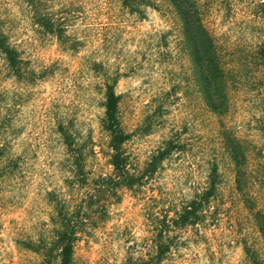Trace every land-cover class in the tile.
Segmentation results:
<instances>
[{
  "label": "rangeland",
  "instance_id": "obj_1",
  "mask_svg": "<svg viewBox=\"0 0 264 264\" xmlns=\"http://www.w3.org/2000/svg\"><path fill=\"white\" fill-rule=\"evenodd\" d=\"M48 1L65 19L66 34L80 42L76 51L63 50L52 36L41 37L20 0H0V19L12 22L11 38L24 58L35 68L53 66L52 77L34 86L2 83L20 94L11 113V152L20 173L0 194V264L43 263L41 251L18 242L47 243L51 237L49 209L40 198L43 190L61 189L67 176L60 169L56 118L91 136L97 152L105 149L99 125L104 72L119 74L114 90L121 98V125L132 135L126 146L138 152V163L168 139L175 153L144 180L141 193L123 191L105 221L78 233L74 264H264L257 226L262 220L257 211L264 216L260 97L234 91L227 114L207 111L164 0L142 7L141 18L117 0ZM263 1L204 0L205 18L223 49L245 52L264 42ZM222 134L247 157L241 192L221 152ZM213 162L217 188L209 200L217 213L201 211L197 223L192 216L183 220L181 206L205 192Z\"/></svg>",
  "mask_w": 264,
  "mask_h": 264
},
{
  "label": "trees",
  "instance_id": "obj_2",
  "mask_svg": "<svg viewBox=\"0 0 264 264\" xmlns=\"http://www.w3.org/2000/svg\"><path fill=\"white\" fill-rule=\"evenodd\" d=\"M117 1L121 8L140 18L144 15L143 8L154 6L152 0ZM164 1L167 2L165 12L176 27L177 42L196 83L200 101L207 111L221 117L228 113L234 91L241 94L253 92V96L260 97V127L264 132V42L253 44L252 49L245 52L223 49L205 18L208 8L204 0ZM20 2L25 5L31 24L41 37L52 36L63 50L78 49L80 42L66 34L65 19L51 10L48 0ZM261 7L264 11V1ZM11 27L12 22L0 19V194L3 187H9L15 175L20 173L18 157L11 152L14 136L11 113L19 105L20 94L4 88L2 83L12 79L28 88L53 75V66L35 68L30 65L11 38ZM118 75L107 72L100 74L103 115L99 125L106 137L103 151L94 150L91 136L83 137L79 130H74L72 121L65 124L63 118H56L55 133L58 134L63 153L60 169L67 176L61 189L43 190L40 198L49 209L51 237L47 243L35 244L30 239L18 242L29 249L41 251L42 264H74L73 252L78 233L92 230L105 221L109 216V205L117 202L123 191L127 190L133 195L141 193L144 180L153 176L159 165L175 153L173 140L168 139L150 151L142 165L138 163V152H132L126 146L132 135L121 125V98L114 90ZM223 134L221 152L228 155L235 173L236 189L241 192L239 176L241 170L246 168L247 157ZM216 188L217 164L213 162L205 192L181 206L183 220L193 217L192 223H197L201 211H208L210 215L217 213V208L210 206L209 200ZM257 214L261 215L262 220H258L257 226L264 238V216L260 211Z\"/></svg>",
  "mask_w": 264,
  "mask_h": 264
}]
</instances>
